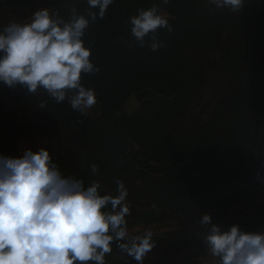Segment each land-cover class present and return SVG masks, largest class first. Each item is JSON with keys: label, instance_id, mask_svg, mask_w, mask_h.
Listing matches in <instances>:
<instances>
[{"label": "trees", "instance_id": "trees-1", "mask_svg": "<svg viewBox=\"0 0 264 264\" xmlns=\"http://www.w3.org/2000/svg\"><path fill=\"white\" fill-rule=\"evenodd\" d=\"M48 1L51 16L64 22L73 10L85 19L89 12L98 13L87 0ZM153 6L168 14L172 29H157L163 45L157 51L150 49L148 36L140 47L129 23L138 11ZM82 42L98 69L80 77L81 86L95 93L96 114L83 116L67 102L45 97L44 115L58 140L48 148L52 163L65 179L82 181L85 190L98 183L101 197L118 195V173L125 175L119 181L125 187L127 178L151 184L163 203L134 213V219L191 222L187 230L152 237L155 246L149 253L205 248V229L211 225H202V217L209 215L221 230L234 201L264 182V4L248 14L217 9L210 0H113L103 19H89ZM251 54L257 58L250 59ZM210 81L219 93L210 119L184 122ZM134 94L139 110L123 113ZM245 108L257 117L253 133L242 120ZM127 198L136 200L132 194ZM263 214L264 209L233 226L257 230ZM110 248L106 255L127 257L116 242Z\"/></svg>", "mask_w": 264, "mask_h": 264}, {"label": "clouds", "instance_id": "clouds-1", "mask_svg": "<svg viewBox=\"0 0 264 264\" xmlns=\"http://www.w3.org/2000/svg\"><path fill=\"white\" fill-rule=\"evenodd\" d=\"M113 0H87L91 21L103 19ZM217 8L239 12L242 0H210ZM164 4L168 0H163ZM89 19L73 10L68 22L36 11L30 22L12 23L0 34V82L12 88L19 84L34 93L44 89L57 103L69 101L81 114L96 104L95 93L81 86V73L94 69L90 51L82 42ZM132 37L140 47L146 36L152 51L163 47L157 29H167V19L156 6L129 18ZM151 35L149 36V34ZM93 174L97 166L92 165ZM118 195L101 197L98 183L86 190L82 181L65 179L52 163L48 151H25L21 158H0V264H105L110 245L142 264L155 242L152 233L129 236L125 217L127 191L117 181ZM110 206V211H102ZM204 244L218 264H264V234L242 233L237 226L227 232L204 215ZM121 241H124L121 243Z\"/></svg>", "mask_w": 264, "mask_h": 264}, {"label": "rangeland", "instance_id": "rangeland-1", "mask_svg": "<svg viewBox=\"0 0 264 264\" xmlns=\"http://www.w3.org/2000/svg\"><path fill=\"white\" fill-rule=\"evenodd\" d=\"M242 3L243 8L239 13L246 11V13L250 14L254 8H263L264 0H242ZM255 3H257L256 7ZM41 9H47L51 16L52 8L48 0H0V34L3 33V29L9 24L30 22L31 16ZM158 14L168 18V14L165 11H160ZM2 55L0 53V56ZM255 58H257L255 55H250V59ZM249 68L250 66L247 64L245 70L248 72ZM244 84L246 87L251 85L248 77L244 80ZM256 84L257 81H255ZM216 93L212 81H210L197 97L195 104L190 107L187 116H184L186 117L184 122H196L195 120L207 122L218 102L219 93ZM45 97H49V95L42 88L38 87L34 93H29L26 87L19 84L9 88L0 82V141L4 143L6 154L4 158L19 159L25 151H31L32 153H36L40 149L48 151L50 145L57 144V135L52 129L49 119L44 115L45 109L42 101ZM63 102H67L69 105L67 98ZM139 107L140 100L134 94L124 106L123 113H136ZM75 112L81 114L78 111ZM95 114L96 106L81 115L94 116ZM245 118L248 122L247 129L253 133L255 119H257L256 114L247 113V108H245L242 113V120ZM204 124L202 123L201 125ZM124 176L118 173V181L122 180ZM131 182L137 190L132 191ZM126 186H124V189L127 191V197L132 194L136 198L133 203L127 197L125 199L126 205L130 209L135 210L134 212H129L130 214L125 217L130 237L143 236L146 231H150L152 237L169 235L191 227V222L182 218L154 223L134 219L132 216L134 213H148L152 211L151 204H162L163 202L161 196L156 193L151 184L143 181L135 183L132 178H127ZM263 209L264 182L234 201L226 210L224 218L227 223L223 222L221 224V231L227 232L235 223L244 221L246 218L253 219ZM176 216L174 215L173 217ZM261 220V226L257 230L252 231L247 228L244 231L242 229L239 231L245 234L253 232L264 234V214ZM104 260L105 264H137L134 259L126 256L105 255ZM142 264H218V260L210 256L207 247H195L170 249L161 253L151 252L146 255Z\"/></svg>", "mask_w": 264, "mask_h": 264}, {"label": "crops", "instance_id": "crops-1", "mask_svg": "<svg viewBox=\"0 0 264 264\" xmlns=\"http://www.w3.org/2000/svg\"><path fill=\"white\" fill-rule=\"evenodd\" d=\"M5 150H4V143L2 141H0V158H4L5 157Z\"/></svg>", "mask_w": 264, "mask_h": 264}]
</instances>
